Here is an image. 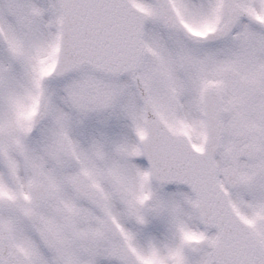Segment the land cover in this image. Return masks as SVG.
I'll list each match as a JSON object with an SVG mask.
<instances>
[{"label": "flooded vegetation", "instance_id": "1", "mask_svg": "<svg viewBox=\"0 0 264 264\" xmlns=\"http://www.w3.org/2000/svg\"><path fill=\"white\" fill-rule=\"evenodd\" d=\"M173 2L195 27L218 14L226 19L236 0ZM153 4L149 0V22ZM178 43L179 56L196 54L200 80L222 96L219 177L250 230L254 264H264V37L235 49L233 42H216L209 53ZM75 74L59 78L57 87L51 80L33 107L23 97L16 118H9L7 104L0 106V264H130L125 248L133 251V264H219L217 229L201 224L192 200L180 204V189L147 183L140 192L137 174L146 168L136 146L146 131V112L134 89L94 70ZM188 103L160 102L158 111L173 127L202 124L199 109L187 113ZM74 159L81 164L74 166ZM99 159L115 161L106 166ZM225 169L235 175L230 181ZM64 174L97 187L108 214L56 177ZM153 226L158 234L148 241Z\"/></svg>", "mask_w": 264, "mask_h": 264}, {"label": "water", "instance_id": "2", "mask_svg": "<svg viewBox=\"0 0 264 264\" xmlns=\"http://www.w3.org/2000/svg\"><path fill=\"white\" fill-rule=\"evenodd\" d=\"M157 1L167 25L170 26L171 8L168 0ZM59 2L63 10V24L57 72H67L90 64L97 70L106 72L138 73L140 61L145 55L142 31L145 16L136 10L129 0H59ZM244 17L256 21L239 7L231 13V18L223 30L208 33L206 41L226 38L234 30L239 19ZM195 38L191 37L196 40ZM136 79L138 80V76ZM138 83L142 88L140 81ZM205 107L208 137L204 143V151L199 155H193L195 150L191 151L187 139L177 142V150L169 149L167 140L171 133L157 123L151 126V131L155 127L156 132L165 140V145L158 142L149 143L147 157L155 179L161 182L179 181L189 185L199 196L203 222L210 227H217L220 231L218 259L223 264H246L248 260L251 263L254 250L250 251L248 247V243L251 245V238L245 233L247 231L248 234V229L234 216L228 198L218 186L215 175L214 157L222 142V125L219 121L223 108L218 107L211 91L205 96ZM155 135L156 133H152V143L155 141ZM188 153L190 154L185 159ZM194 157L198 159L200 166H193ZM181 168L183 171L179 172Z\"/></svg>", "mask_w": 264, "mask_h": 264}, {"label": "rangeland", "instance_id": "3", "mask_svg": "<svg viewBox=\"0 0 264 264\" xmlns=\"http://www.w3.org/2000/svg\"><path fill=\"white\" fill-rule=\"evenodd\" d=\"M241 3L243 7L252 13L254 12L257 14V12L261 13L263 11V7L259 4V0H242ZM58 7L56 0H0V72L3 70L6 72L9 71L16 78L19 77V79L15 78L16 81L25 80L26 83H29L31 82V76L35 77L39 70L48 71L49 68L52 69L54 62H51L55 60V45L60 30V24L55 14L56 12L60 13ZM10 8L13 9V13L10 12ZM207 27L210 26L208 23H205L204 29ZM145 31L146 37H152V41L154 42H147V44L149 43L148 47L150 48L152 55L146 59L142 71L146 72L147 66L150 71L156 69V67L159 70H166L167 63H163L167 56L165 51L168 50V48H165V39L167 40V34L170 33L166 34L165 30H163L162 23L160 22L147 25ZM263 37L264 33L260 28L247 21H243L239 25L238 30L234 33L232 39L226 42H233L234 48L240 42H261V38ZM163 38H165L164 42H162ZM171 38L179 39V42H188L181 34L180 37L177 34ZM170 43L173 42H169V44ZM8 46L15 50H21L24 53V58L21 62H18V64L13 62L7 52ZM156 46L160 49L159 52H156ZM169 49L171 50V48ZM202 49L209 53L212 48ZM170 58L172 59V56ZM197 67V65L194 66V68ZM169 68L172 71L173 66L170 64ZM73 77L78 76L77 74H73L70 78ZM179 79L177 80L179 81ZM159 80L165 81L164 79ZM169 83L173 84V87H176L172 78L169 79ZM58 84L59 83L55 82L54 86L57 87ZM163 86V82H156L155 84L156 89H162ZM193 87L194 84L190 83L189 89L185 88V92L188 93L189 90L192 91ZM16 88H19V86ZM13 90V86H10L8 89L9 96H11V91ZM156 91L157 90L154 92L155 98ZM163 101L164 99H162V102ZM193 101L194 100L192 99L191 108L188 110V113L190 114H193L192 112H194ZM13 117L14 115L12 116L11 111L10 118ZM193 137L197 142L196 144L202 146L206 137L205 126L202 125L199 130H196ZM89 161L90 163H93L95 160L90 159ZM114 161V159L108 160L107 165L110 162L114 163ZM123 178H127V176L123 175ZM185 195L187 196L188 192L185 191ZM162 200L163 197L161 198V202ZM150 228L151 231H149L148 241L154 240V237H157L158 234L157 228H154V226Z\"/></svg>", "mask_w": 264, "mask_h": 264}]
</instances>
